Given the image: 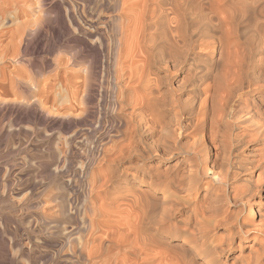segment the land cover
I'll return each instance as SVG.
<instances>
[{"label": "bare ground", "instance_id": "6f19581e", "mask_svg": "<svg viewBox=\"0 0 264 264\" xmlns=\"http://www.w3.org/2000/svg\"><path fill=\"white\" fill-rule=\"evenodd\" d=\"M34 21L21 28L26 31ZM243 22L248 24L245 47L238 42ZM93 28L100 34L99 27ZM31 30L32 40L40 41L39 30ZM117 30V46L99 36L108 55L102 87L114 94L111 106L119 120L106 135L109 147L101 143L96 147L102 149L88 152L85 159L87 170L96 156L99 165L111 166L107 175L96 172L99 179L88 174L81 217L78 203L63 224L47 223L52 238L62 243L57 255L65 257V264H229L225 259L235 237L241 240L248 233L229 205L244 201L255 187L264 189V0H117ZM14 31L0 48L2 60L24 32ZM189 59L196 61L183 75V62ZM92 72L90 64L84 74L72 71L64 78L70 115L87 113ZM7 73H1L0 92L7 93L10 82L18 86L24 77L10 75L7 85ZM127 107L128 119L123 117ZM198 135L183 150L181 141ZM142 139L154 162H136ZM245 147L258 163L253 187L248 185L251 174L243 176L253 168L244 160ZM233 152L236 159L230 157ZM210 172L212 178L204 182ZM218 226L228 228L229 236L217 237ZM39 239L44 245L42 234ZM259 250L255 257H237L230 264H259L264 244Z\"/></svg>", "mask_w": 264, "mask_h": 264}, {"label": "rangeland", "instance_id": "374dc122", "mask_svg": "<svg viewBox=\"0 0 264 264\" xmlns=\"http://www.w3.org/2000/svg\"><path fill=\"white\" fill-rule=\"evenodd\" d=\"M35 19L39 21L38 24H35ZM31 20L35 21L31 23L33 25L29 24L30 30L24 31L22 24L30 23ZM125 20L121 19L123 22ZM95 25L99 27L100 34L93 32ZM241 25L238 42L241 47H245L247 31L244 29H247L248 24L243 22ZM19 26L24 31L20 29L22 35L18 31ZM33 26L36 31L39 30L40 41L32 40ZM13 31L20 35L15 39V47L21 43L18 48L13 46V42L9 47L12 46V52L15 49L19 53L10 50L9 57L7 55L4 60L0 58V76L3 70L6 73L12 72L6 74L9 78L5 82L7 85L12 81V76L18 79V74H23L24 77L18 86L10 82L13 88L15 86V91L9 85L7 90L12 91L0 92V264H65V257L57 255L62 243L52 238L47 223L60 221L63 224L67 215L75 213L78 203L81 217L84 214L82 201L90 188L88 174L92 172V176L94 174L96 177V172H105L107 175V167L111 166L101 162L99 165L100 158L96 156V165L87 170L85 159L88 152L102 149L96 146L108 140L106 135L111 124L115 119L119 120L115 114L117 110L111 106L116 100L114 94L110 89L105 92L102 87L108 55L100 47V36L105 38V44L117 46L120 33L117 30V0H0V48L10 42ZM21 37L25 40L21 41ZM194 61L196 59L183 62V75ZM90 64L93 66V82L86 97L87 113L79 110V117L70 115V96L65 89L64 78L72 71L84 74L85 67ZM14 70L17 75L13 74ZM111 71H114V66ZM108 79L114 83L112 77ZM128 92H132V87L127 91L130 97ZM65 111H68L67 114ZM130 112L131 109L127 107L123 117L128 119ZM198 137L183 139V150ZM104 145L109 147L107 143ZM139 145L142 153H137L140 159H136V162H154L155 156L150 152L145 139ZM244 150V160L253 168L251 173L247 172L243 176L251 174V182L247 184L253 187L258 181L259 171L255 167L258 163L250 148L245 147ZM236 155L237 152H233L230 157L236 159ZM209 174L204 176V182L212 178L213 173ZM97 177L99 179V175ZM178 195L186 200L193 198L186 194ZM248 202L252 205L251 209ZM229 206L231 213L234 212L244 220L248 232L241 240L235 237L231 244L224 258L230 264L237 257H242L240 261L255 257L264 244V189L255 187L253 194L244 201ZM207 218L210 220L208 214ZM214 233L222 238L229 236L231 231L225 226H218ZM40 234L45 239L42 246ZM64 248L66 251L67 246ZM258 262L264 264V255L260 256Z\"/></svg>", "mask_w": 264, "mask_h": 264}]
</instances>
